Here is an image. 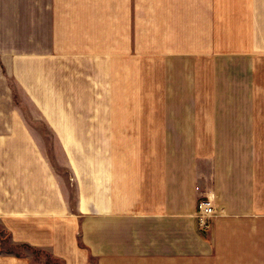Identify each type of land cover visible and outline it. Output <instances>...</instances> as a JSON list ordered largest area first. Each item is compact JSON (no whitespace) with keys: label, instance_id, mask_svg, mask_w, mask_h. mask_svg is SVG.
Masks as SVG:
<instances>
[{"label":"crops","instance_id":"0c3cea01","mask_svg":"<svg viewBox=\"0 0 264 264\" xmlns=\"http://www.w3.org/2000/svg\"><path fill=\"white\" fill-rule=\"evenodd\" d=\"M0 225L64 264H264V0H0Z\"/></svg>","mask_w":264,"mask_h":264},{"label":"rangeland","instance_id":"374dc122","mask_svg":"<svg viewBox=\"0 0 264 264\" xmlns=\"http://www.w3.org/2000/svg\"><path fill=\"white\" fill-rule=\"evenodd\" d=\"M13 100L17 104L18 99L15 93H13ZM20 110L23 115L27 118H30L31 110L27 107L20 106ZM47 146L49 147V141H46ZM0 253L15 255L17 257H24L28 260L29 264H64L62 260L53 258L49 253L31 249L23 246H16L12 244L9 240V236L5 230L2 229L0 225Z\"/></svg>","mask_w":264,"mask_h":264},{"label":"built area","instance_id":"2783aa9c","mask_svg":"<svg viewBox=\"0 0 264 264\" xmlns=\"http://www.w3.org/2000/svg\"><path fill=\"white\" fill-rule=\"evenodd\" d=\"M195 222L197 230L200 233H206L210 230L212 220L215 216V210L209 199H200L197 201L195 209Z\"/></svg>","mask_w":264,"mask_h":264},{"label":"trees","instance_id":"16d2710c","mask_svg":"<svg viewBox=\"0 0 264 264\" xmlns=\"http://www.w3.org/2000/svg\"><path fill=\"white\" fill-rule=\"evenodd\" d=\"M23 247H27V248H30V247H28V246H23ZM32 249V248H31Z\"/></svg>","mask_w":264,"mask_h":264}]
</instances>
